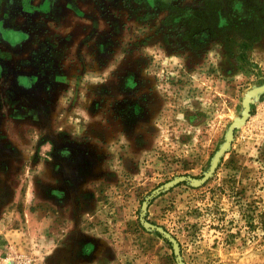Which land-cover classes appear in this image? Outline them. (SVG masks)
<instances>
[{"label":"rangeland","instance_id":"rangeland-1","mask_svg":"<svg viewBox=\"0 0 264 264\" xmlns=\"http://www.w3.org/2000/svg\"><path fill=\"white\" fill-rule=\"evenodd\" d=\"M263 221L264 0L0 7V264H264Z\"/></svg>","mask_w":264,"mask_h":264},{"label":"crops","instance_id":"crops-1","mask_svg":"<svg viewBox=\"0 0 264 264\" xmlns=\"http://www.w3.org/2000/svg\"><path fill=\"white\" fill-rule=\"evenodd\" d=\"M1 8H8L9 7V0H0Z\"/></svg>","mask_w":264,"mask_h":264},{"label":"trees","instance_id":"trees-1","mask_svg":"<svg viewBox=\"0 0 264 264\" xmlns=\"http://www.w3.org/2000/svg\"><path fill=\"white\" fill-rule=\"evenodd\" d=\"M262 226H263V228H264V221L262 222ZM157 235H158L159 237L163 238L160 234L157 233ZM164 240H165V239H164ZM165 241H166V240H165Z\"/></svg>","mask_w":264,"mask_h":264}]
</instances>
